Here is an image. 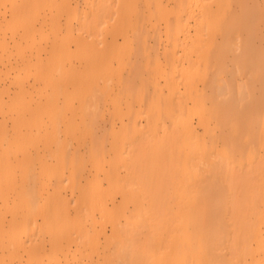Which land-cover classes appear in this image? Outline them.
I'll return each mask as SVG.
<instances>
[{"label": "bare ground", "instance_id": "1", "mask_svg": "<svg viewBox=\"0 0 264 264\" xmlns=\"http://www.w3.org/2000/svg\"><path fill=\"white\" fill-rule=\"evenodd\" d=\"M85 1L89 9L66 6V35L52 44L64 60L70 58L67 40L86 44L80 50L91 54L96 52L87 46H95L91 35H103L99 42L105 44L114 40L106 38L109 32L122 36L115 52L133 42L126 13L136 0ZM37 5L25 8L19 19L27 44ZM155 8L158 19H165V62L153 54L162 38L159 24H152L153 34L139 25L134 37L148 50L150 75L142 76L143 66L135 62L120 87L121 95L141 101L146 114L145 125L138 127L139 113L131 110L133 131L116 139L120 149L129 146L123 178L139 190L120 188L137 209L117 220L102 202L91 200L112 224L106 240L116 238L114 250L106 246L96 264H264V0H174L170 8L156 0ZM74 18L82 32L75 31ZM52 21L57 28L60 22ZM29 61L41 71L39 59ZM54 61L57 68L64 63ZM75 94H83L80 87ZM51 102L54 107L55 99ZM250 153H258V160L244 169L239 160ZM109 176L115 179L112 172ZM28 218L27 224L36 226L35 218ZM45 223L53 249L69 224ZM83 234L93 248L96 239ZM47 241L42 236L24 246L37 264H47L38 259Z\"/></svg>", "mask_w": 264, "mask_h": 264}, {"label": "rangeland", "instance_id": "2", "mask_svg": "<svg viewBox=\"0 0 264 264\" xmlns=\"http://www.w3.org/2000/svg\"><path fill=\"white\" fill-rule=\"evenodd\" d=\"M148 1L146 5V0H136V8L126 13V24L135 31H130V45L115 52L122 44V36L109 32L106 38L114 40L105 44L99 42L103 35H91L89 39L95 40V46H87L96 51L91 54L80 50V45L86 44L67 40L70 58L64 60L52 44H59L66 35V6L89 9L85 0H0V264H37L24 246L42 236L48 240L38 257L43 263H100L106 246L114 250L116 238L106 240V235L111 236L112 224L102 220L99 208L91 200L102 202L117 220L136 211L120 188L123 184L139 190L124 179L129 146L120 149L116 139L133 131L131 110L139 113L138 127L146 123L141 101L120 94L135 62L143 66L142 76L150 75L148 50L134 37L139 25L153 34L152 24H159L162 38L153 54L165 62V19H158L156 0ZM35 4L38 8L32 18L33 40L27 44L19 19L25 8ZM163 4L170 8L174 0H163ZM54 18L60 22L57 28ZM79 23L74 18L76 32L83 31L78 29ZM144 37L145 33L143 40ZM147 41L154 44L155 37L149 36ZM103 46L104 51H98ZM118 55L122 63L118 62ZM37 59L42 63L41 71L33 62L29 66V60ZM54 59L64 63L57 68ZM44 75L47 81H43ZM77 87L82 95L75 94ZM261 138L264 156V132ZM257 160L258 153H250L239 162L245 169ZM111 172L115 179L109 176ZM29 216L35 218L36 226L27 224ZM47 220L69 224L65 232L55 237L57 245L53 249L45 230ZM84 231L96 239L93 248L84 234L81 238ZM227 254L231 257L230 252Z\"/></svg>", "mask_w": 264, "mask_h": 264}]
</instances>
